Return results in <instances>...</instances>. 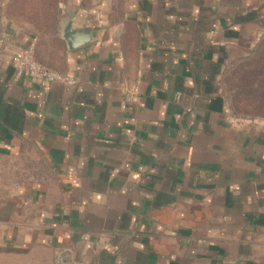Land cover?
<instances>
[{
  "label": "crops",
  "instance_id": "0c3cea01",
  "mask_svg": "<svg viewBox=\"0 0 264 264\" xmlns=\"http://www.w3.org/2000/svg\"><path fill=\"white\" fill-rule=\"evenodd\" d=\"M0 0V264H264V120L223 78L264 0H62L52 36ZM67 17L93 34L68 50ZM76 79H14L13 58Z\"/></svg>",
  "mask_w": 264,
  "mask_h": 264
},
{
  "label": "rangeland",
  "instance_id": "374dc122",
  "mask_svg": "<svg viewBox=\"0 0 264 264\" xmlns=\"http://www.w3.org/2000/svg\"><path fill=\"white\" fill-rule=\"evenodd\" d=\"M12 2L14 0H9L13 19L25 23L31 31L42 37L54 35L55 4H52L51 0ZM248 56L234 61L229 66L223 84L236 115L245 119L264 120V35L253 46Z\"/></svg>",
  "mask_w": 264,
  "mask_h": 264
},
{
  "label": "built area",
  "instance_id": "2783aa9c",
  "mask_svg": "<svg viewBox=\"0 0 264 264\" xmlns=\"http://www.w3.org/2000/svg\"><path fill=\"white\" fill-rule=\"evenodd\" d=\"M13 62L15 65V80L24 75H28L45 84H63L73 86L77 82L76 79L71 76L54 72L36 63L34 60L33 45L28 46L24 51L15 55Z\"/></svg>",
  "mask_w": 264,
  "mask_h": 264
},
{
  "label": "water",
  "instance_id": "95a60500",
  "mask_svg": "<svg viewBox=\"0 0 264 264\" xmlns=\"http://www.w3.org/2000/svg\"><path fill=\"white\" fill-rule=\"evenodd\" d=\"M61 38L68 50H74L95 41L93 34L87 31L83 26L75 24V20L67 17L64 21Z\"/></svg>",
  "mask_w": 264,
  "mask_h": 264
},
{
  "label": "trees",
  "instance_id": "16d2710c",
  "mask_svg": "<svg viewBox=\"0 0 264 264\" xmlns=\"http://www.w3.org/2000/svg\"><path fill=\"white\" fill-rule=\"evenodd\" d=\"M60 0H51V2H52V4H55V16H56V18H55V21L53 22L54 23V26H56V25H58V23H59V21H60V17H61V15H59V12H60V9H59V5H60V2H59ZM12 3H15V0H14V2H12ZM13 5V4H12ZM11 7H10V5L8 6V12L10 13V15H11ZM252 51V50H251ZM249 57V56H248Z\"/></svg>",
  "mask_w": 264,
  "mask_h": 264
}]
</instances>
